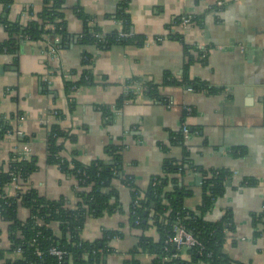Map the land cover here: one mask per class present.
I'll list each match as a JSON object with an SVG mask.
<instances>
[{"label":"crops","instance_id":"crops-1","mask_svg":"<svg viewBox=\"0 0 264 264\" xmlns=\"http://www.w3.org/2000/svg\"><path fill=\"white\" fill-rule=\"evenodd\" d=\"M11 1L10 8L0 5V13H8L12 22L27 18L30 8H42V0ZM117 6V0H67L68 32H84L76 7L94 17L103 34L120 29L107 17ZM129 13L133 33L147 40L143 47L99 51L75 45L50 55L53 46L46 39L22 42L17 55L0 54V122L23 131L20 148L37 160L38 170L25 188L50 200L64 198L70 207L78 203L77 180L47 163L48 135L55 125L75 138L63 141L67 161L110 167L118 163L120 175L112 183L119 194L117 211L89 217L82 239L93 242L105 231L122 232V238L112 241L116 253L107 264H124L142 232L130 223L132 195L123 177L145 190L153 178L165 174L168 162L185 165L177 179L185 207L196 211L202 202L203 175L229 170L225 193L207 218L217 221L229 213L234 227L226 254L242 263L264 264V234L256 237V216L264 211V0H131ZM184 17L192 18L186 29ZM6 37L0 26V44ZM186 45L193 49L186 52ZM86 51L94 59V84L69 91L67 81L81 78ZM201 55L203 61L198 62ZM191 57L195 62L189 64ZM186 75L215 93L175 84ZM148 85L158 88L160 100L145 94ZM127 92L135 98L118 109L117 101ZM107 108L113 117L105 114ZM180 134L184 138L174 142ZM17 143L13 136L0 139V165L8 166ZM8 193L15 195L13 189ZM28 216L21 207L20 220ZM0 232V248L8 250L7 224L1 219ZM145 235L159 240L155 228ZM139 258L144 264L152 259Z\"/></svg>","mask_w":264,"mask_h":264},{"label":"trees","instance_id":"trees-1","mask_svg":"<svg viewBox=\"0 0 264 264\" xmlns=\"http://www.w3.org/2000/svg\"><path fill=\"white\" fill-rule=\"evenodd\" d=\"M117 9L108 14L119 25L109 34H103L95 18L87 14L81 7L75 8L78 19L84 22V32L81 36H72L68 32L66 18L67 0H42V8L34 12L27 10V18L12 22L8 13H0V26L5 30L6 40L0 44V54L17 55L20 44L24 41L43 42L46 39L56 50L68 49L75 45L84 48L96 47L97 50H110L114 46L143 47L146 38L133 33L132 18L129 13L131 0H117ZM0 5L6 9L12 5L11 0H0ZM125 34L122 37L121 34ZM181 38V37H179ZM56 39H60L56 42ZM193 49L186 45V52ZM203 55L198 62L203 61ZM195 60L191 57L190 63ZM93 56L87 51L82 54L83 73L76 82L66 83V89L72 91L84 86H92L95 81L93 74ZM169 83V81L165 82ZM164 83V84H165ZM171 84V83H170ZM176 85L192 86L195 90L215 93L199 83L190 82L186 75L182 82ZM145 94L160 100L157 87L148 85ZM207 89V90H206ZM132 92L124 94L117 101L121 108L134 99ZM106 115L113 117L114 112L103 109ZM62 118V115L58 114ZM12 130L5 121L0 122V139L7 131ZM184 138L180 134L174 142L179 143ZM62 140V143H59ZM65 140L75 138L60 126L51 128L48 135L49 165L57 166L67 176L74 177L79 185L78 203L70 207L64 198L50 200L41 196L34 189H26L25 185L30 176L38 170L37 160L15 161L19 156L10 154L9 171L0 165V219L7 224L10 248H0V262L4 264H107V259L116 253L112 241L122 238L120 231H105L99 240L88 242L82 239L86 221L89 217L101 218L105 214L117 211L119 205L118 190L113 181L120 175L119 165L107 166L103 162H92L89 165L78 160L67 161L62 157ZM76 156L77 153L74 152ZM117 158V157H116ZM119 158V157H118ZM118 161V159H116ZM118 165V166H117ZM185 170V165L168 162L163 176L153 178L145 190L139 189L132 178L123 177L122 181L130 189L132 203L130 208V223L132 227L142 230L137 244L130 250L131 259L124 264H144L139 257L150 256L148 264H247L231 259L225 252L229 234L233 231V218L228 213L217 221L208 220L215 203L223 197L228 180L232 176L229 170H212L203 175L202 202L196 211L185 207V193L180 188L178 175ZM18 175L23 181L22 188L15 195L8 193L12 183L11 175ZM248 185H251L248 182ZM171 186V190H167ZM137 202V204H136ZM28 210L29 216L25 221L19 218V209ZM154 217L150 218V213ZM57 225V230L53 228ZM259 231L256 237L264 234V211L256 216ZM175 226H182L202 244L200 247L181 248L173 244ZM261 227V228H260ZM150 228H155L159 240L145 235ZM1 233V232H0ZM53 249L64 252L62 260L51 254ZM21 251L17 255V251Z\"/></svg>","mask_w":264,"mask_h":264},{"label":"built area","instance_id":"built-area-1","mask_svg":"<svg viewBox=\"0 0 264 264\" xmlns=\"http://www.w3.org/2000/svg\"><path fill=\"white\" fill-rule=\"evenodd\" d=\"M191 23H192V18H190V17H184L182 19V27L184 29L188 28L191 25ZM121 36L125 37L126 35L122 33ZM59 40L60 39H56V42L58 43ZM199 48L201 49V47H199ZM49 54L50 55H55L56 54V49L54 47H50L49 48ZM66 78L68 80H72V77L70 75H68ZM72 81L75 82V80H72ZM136 88L139 91L141 89L140 86H137ZM183 134H184L185 137L189 136V130H188L187 127L183 128ZM5 136H9V137L13 136V137L17 138V140H18V143L13 146V149H12L11 153H13L15 155H18L19 157L17 159L12 160L13 162L22 161V160H30L29 155L25 151L21 150V148H20V143L19 142L24 137V133H23V131L21 129L9 130V131H7ZM9 163H11L10 160H9L8 166H7L8 167L7 168L8 171H9ZM11 175L14 176V177H13L12 183L8 187V190L9 189H13L14 192L16 193L18 190H20L22 188L23 181L20 178V176L13 175L12 173H11ZM136 204H137V202H136ZM153 217H154V213L151 212L150 213V218H153ZM137 225H139L138 221L135 223L136 227H137ZM136 227H134V228L137 229V230H140L142 232L141 229L136 228ZM174 233H175V236H174L173 239H171L170 242L175 244L176 247H178L179 249H181V248H191V247H200L202 249V244H201L200 240L198 238L194 237L193 234L188 232L184 227L175 226ZM116 239H118V238H116ZM16 253H17V255H19L21 253V251L18 250ZM51 254L57 256L59 258V260H62L63 256L65 255L64 252L58 251L57 249H53L51 251Z\"/></svg>","mask_w":264,"mask_h":264},{"label":"water","instance_id":"water-1","mask_svg":"<svg viewBox=\"0 0 264 264\" xmlns=\"http://www.w3.org/2000/svg\"><path fill=\"white\" fill-rule=\"evenodd\" d=\"M107 165V164H106ZM108 166V165H107Z\"/></svg>","mask_w":264,"mask_h":264}]
</instances>
